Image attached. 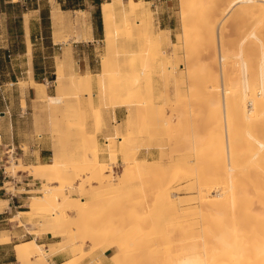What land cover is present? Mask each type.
Instances as JSON below:
<instances>
[{
  "label": "rangeland",
  "instance_id": "374dc122",
  "mask_svg": "<svg viewBox=\"0 0 264 264\" xmlns=\"http://www.w3.org/2000/svg\"><path fill=\"white\" fill-rule=\"evenodd\" d=\"M150 1L154 2L153 7L150 9L145 6L146 8L144 7V10L141 9L137 14L133 15L130 18V25L128 26V28H125L121 31V34L119 35L120 37L118 36L119 39L117 38L116 42L111 47L109 45L107 46L106 44V33L103 40L95 42V44L93 45L90 43L91 46H89L87 43V31L90 28V14L88 11L92 9L95 10L96 8L92 7L89 1H86V10H84L85 12H66V21L60 29L61 37L59 40H57L59 44L56 50L50 51L48 48H45L47 43L42 44L38 43L37 41L31 42L32 53L34 51L35 55L38 56L36 57L37 62L44 60L42 58L43 55L47 57L45 59V63L47 65L48 72L42 75H33L34 79L39 82L40 85L36 83L34 84L30 80V77L27 73L26 53L21 56L17 55L16 58L12 60L11 64L9 60L10 58L6 59V56L4 55V49L0 48V101L3 103L7 101L10 106L9 110L14 117L16 134L19 138H21L22 141L27 142L30 140L31 143L34 141V138L42 137V140H44L42 142V145L51 147L50 158L46 159L43 162H53V153L57 148L58 151L63 153L65 159V163L62 167V171L64 173L61 174L62 176H64L66 172L69 176L67 180L65 179L61 181L60 179H58L52 182V180L48 178H34V176L29 174L27 171H17L16 174L10 175V173L12 172L7 171V167L12 166V168H14L15 164L25 165L26 163L21 156V149L14 147L9 152V154L4 155V159L2 161L3 166L2 169H0V173L3 174L2 171L6 170V173L4 174H8L9 177H1L4 178L5 184H3L4 187L0 189V203L4 204V206L0 209V231L5 232L9 236L8 240L5 243L0 244V264H2L6 256H10V254H13L15 252V262L13 264H20L17 246L30 245L33 239H35L37 243L42 244V241L44 240L42 236L43 234H46L48 232L52 233V240L56 241L55 244L43 245L45 248L49 249L45 257L48 262H50L49 264L56 263L54 261V256L57 254H62L64 257H66L65 262H68L64 264H72V262L74 264H80L83 261H93L95 258V262L100 263L101 261L98 258V255H100L103 250L107 249L106 245L110 243V241L108 242V240H111V237H114L117 234V237L128 236L127 239L129 240V244L132 241V245L130 244L129 246L131 247L130 249H132L130 250L132 259L130 258L131 261H129V259L125 260L124 262L122 261L121 264H168L162 260L156 261L152 259L153 257H151L149 253L146 252L148 251L146 242L149 238L145 239L146 237L143 236V238L142 235L140 236L138 234V229H135L134 223H132V225H130L128 229L127 227H124L122 225L127 222L125 221L126 218L128 216L130 217V213L135 206L134 203H136L137 200H140V198L144 195H146L145 199L147 204L145 203L146 205L144 204V207H142V210H140V219L150 220L151 218H153L155 212L152 207L153 199L151 200V198H153L154 196L153 193L157 188L156 186H159L166 182L165 177L167 176L169 170V172L172 173L173 177L177 172L180 173L190 165H195L196 162L194 161V159H192V162L190 160L189 162L187 161L188 158H190L189 156H191V150L188 144H182V142L187 139L186 137H188L185 134L189 133V135H191L192 132H194L192 134H195L196 132L201 134L208 132V126L214 124V134L217 138H220L222 140L228 134L229 126L235 124V120L232 119L230 114H228L227 118L225 111L226 103H224L225 97L222 92L225 88H229L231 89V93L228 95L230 97H238V95L242 93V89H244V85L242 84L244 80L241 79L244 77V73H247L249 81H251L252 83L254 82L251 80V77L252 75L256 76L259 72V66H253L254 68H257L255 70L251 66L252 62L254 64V60L256 61V59L259 58L254 56H264V54H261L259 50V48H261L262 50L264 49V42L261 41L264 40V16L261 18L258 11H252V8H249L247 4L244 5L245 3L242 4L241 2H239L238 4L232 6L230 5L231 0H201L203 3H205V9L208 7V11L202 10L204 9L203 7L199 10L197 15L201 14L199 17H203V19H205L206 24L208 23L210 27V32H208L209 28L207 27V31L201 30L202 32H198L202 33L203 36L201 34H196V36V28L195 30L191 28V31L187 29L188 31L186 32L184 30V28L186 29V27H183L184 21L186 22V20L189 19L186 15V8L183 7L185 0ZM58 2L59 0H42L41 6L49 7L51 4L54 8L55 6H59ZM260 2V0L258 2L256 1L257 5L264 6V2ZM19 9L20 8L12 9V16H17L19 13ZM252 13L254 14V16ZM116 14L118 24L123 27L122 24L124 22V17H120L118 13ZM202 14L204 15L202 16ZM150 17L151 20L149 21L148 19H150ZM142 20H145L144 23L147 25H144V23L141 24V22H139ZM193 20L195 21L196 18H194ZM253 21L254 23H259L258 31L260 32H258V36H260V38L259 40L257 39L258 41L256 42L259 45L261 44L263 46L258 47L257 55L251 54L250 56L247 49H252V45H249L250 39L248 38L247 40V36L249 33L247 31H250V27L251 24H253ZM165 26H167L168 28H164L167 32L166 35H164L165 33H163L161 30L162 27ZM260 26L262 27V29ZM170 27L172 28V31L169 30ZM188 28L190 29V25L188 26ZM214 29L216 31H214ZM193 31H195V33ZM160 32L163 34H161ZM261 32L263 33V35ZM192 33L195 37L192 35ZM259 33L262 36L259 35ZM155 34H157L158 36H155ZM170 35L172 36V39H170ZM213 35L214 37H211ZM164 36H167V41L162 45V56L160 53V56L155 55L156 58L152 59L151 52L154 51V48L151 39H153L154 41L157 39H162L164 38ZM184 36L187 39L184 38ZM199 36L201 37V40L198 39ZM211 38L213 39V41L210 40ZM148 39L150 40L147 41ZM72 40H83L84 43L79 44L81 46H74V48H72ZM17 41H14L13 47L10 48H12L14 52L18 49H21V52L24 50L27 51V49H24V47L22 48L20 39L19 43H17ZM186 41L188 42V45L185 44L187 43ZM214 41L216 43H214ZM211 42H213L214 44ZM6 44H8L6 28L0 26V46ZM189 46H193V49ZM146 48L149 49L147 50ZM215 49L216 54L214 52ZM241 49H243V53L245 52V54H243V57H240L238 55ZM80 50L84 51L85 56H88L90 53H92L93 57L98 58V73L103 74V81H100L99 75H97L99 83L97 97L100 100L101 107L96 109L91 108L92 114L95 118V132L91 130L90 124L88 122L87 109L89 107V103L88 98L85 97L86 93H88V96H90V101L93 102V93H91V87L87 88L85 84L82 85L83 87L81 86L82 88L74 87L72 84L73 81L77 79L76 76L78 74L85 72L80 63H78L80 56H78L77 54ZM110 52H112V58L109 61V66V64L104 63V57L106 56V53ZM233 52L235 55L233 54ZM73 53L76 54V58L73 57V59L70 60L69 58L73 56ZM81 54L83 56V52ZM148 54H151V56H149ZM164 55L169 60L165 59ZM223 58L227 61H225ZM163 59L165 60V62L168 60V69L170 67L172 68H170L169 70L166 68L165 74L157 67V65H159L158 62L160 63ZM244 59L248 62H245L246 71L245 69L242 71L244 64L242 61ZM260 59L261 57L259 58V60ZM143 63L146 64V66H144ZM141 65L143 66V68ZM12 66L15 69V72H13ZM247 68H249L248 70L249 72H251V74L253 71L252 75L247 72ZM60 71L63 74H60ZM144 72H146L145 75ZM255 73L256 75H254ZM256 77L259 78V76ZM144 79L146 80V82ZM150 84L152 85V87L150 86ZM205 84L207 85V87H205ZM134 85H138V89L136 90L138 92L136 96L130 97ZM40 91H44L46 93V96L42 98L39 97ZM210 91H213L212 93L215 95L213 96ZM206 92H209L208 94H211V97L213 98H211ZM125 93H127V95ZM47 95L57 96L58 98H60V102H49ZM210 99L215 100L211 101ZM126 100L131 102L130 106H128L129 112L126 120H124L123 122L115 121L113 126L114 131L107 134L105 138L98 139L97 132L105 126V123L102 121L101 117V109L103 107L114 108L120 104L124 105L126 104V102L128 103V101ZM210 101L211 104H209ZM156 103L158 104L154 105ZM150 105L153 108L151 109L156 111L151 112L152 110H150ZM147 107L149 109H147ZM223 107L225 108V110ZM165 108L167 109V111ZM176 110L179 113L178 115H176ZM147 111H150V113ZM182 112L187 113L186 118L184 115H182ZM157 114L158 116H156ZM180 116H183V118H181ZM224 116L226 118H224ZM133 118L136 120L134 121ZM179 118H181L180 121H178ZM132 119L133 121H131ZM169 119L170 122L167 123ZM218 119L222 123L220 121L218 122ZM152 120H156V122H151ZM225 121H228L230 125ZM157 123H159L160 126L158 133L162 136L165 135L164 140L166 145L164 144V147L167 149L163 148V151H161L160 148L154 146V144H156L157 142V140H155L157 136V133L155 131ZM161 126L164 128H162ZM5 127L6 124L4 123L3 130H5ZM173 129H175V131ZM144 130L147 133H145ZM109 136L122 137L121 140L119 138H116L115 140L117 145V149L115 148L116 152L113 150H109V147H106L105 145L106 138ZM170 136L172 137L170 138ZM180 136H183L181 138L182 141L180 140ZM166 137L170 138L171 140ZM170 147H172V149H170ZM27 149L28 146H24V150ZM147 149L148 151H154V155H146L145 152ZM164 150L166 153L162 155L161 153H163ZM111 151L115 152L116 154L113 152L111 153ZM95 152H97L100 161L96 167L94 163L92 165H88L89 163H92L91 160L92 157L95 156ZM160 154L162 156H160ZM85 155L88 156V159L84 163L82 157H85ZM163 156L164 159H169L171 156L175 158V164L172 166L174 168L170 166L172 164H163L158 166V170L154 171V168H152V170L149 169L147 172L146 170H143L144 172H140L134 165L136 162H145L147 164H151V162L156 163L162 160ZM125 158H130L131 160H125ZM181 160L183 162H186H184L183 164ZM178 161H180L183 166L179 164ZM38 163H40V161L36 163H32L30 161V164L27 166H35L33 164ZM125 163H128L130 169H132V172L134 173L132 176H127L128 174H126L125 172ZM103 166L105 168V174H101L100 177L97 175H91L90 171H101ZM110 169L112 171H110ZM137 173L140 176L136 175ZM134 175L138 176L139 178L135 176V179ZM107 179H109L108 182ZM28 181L32 182L33 184L28 185L26 188L32 189V191L24 193L23 196L15 197L14 194H16L18 190L21 189L24 191L26 189H24V187L22 186L25 185L24 182ZM63 181L67 182V192L71 199L70 204H76V211L70 208V206H66L65 208H63L64 213H66L68 218H70L72 224L68 223L66 224V226L64 223L60 224V226L59 224H57V213L62 212L61 209L52 210L50 214H43L39 211H36L34 214H23L20 215V219L23 223H19V220L16 218V215H18V211L30 209L31 203L35 199L34 197L43 196V194H45L44 189L47 185L51 184L56 188L62 186ZM83 182L85 183L84 187H82L81 184ZM187 182L188 181L186 180V178L180 180L175 189L177 190L178 188L179 191L174 190L172 192V199L175 202H178V204H182V202L186 201L185 203H187V205L182 204V207H188L190 205L195 206L197 205V203L194 202H196L197 199L200 198L198 190L194 192L193 189L189 190L186 187ZM184 185L185 188H182V186L184 187ZM181 199H183V201H180ZM87 207L90 210H87L89 214L86 212ZM90 208H94L93 211ZM78 210L81 212H84L85 210L87 214L83 216V214ZM253 210L254 212L258 211L261 216L264 215V208L256 201ZM112 222L113 224H111ZM115 222L117 223L115 224ZM106 224L107 226H109L106 227ZM87 226L89 229L87 228ZM90 227L93 229H91ZM103 227L107 229H104ZM109 227L111 228L108 229ZM124 232L126 233V235ZM132 233L135 234L132 235ZM95 237L98 241L94 240ZM176 237H179L177 233ZM92 240L95 241V244L91 243ZM15 243L18 244H16L15 248H13ZM148 243L147 245H149ZM167 245L168 244H164V248L167 247ZM143 246H145V248ZM144 250L146 251L143 256ZM116 251H120V247L118 245L113 246L111 253H115ZM174 251L175 250L173 249V252ZM180 252L182 254L181 250ZM146 255L149 256L150 260ZM161 257L162 255L159 258ZM181 257L182 256H180V258ZM32 259L34 260V258ZM171 262H169V264ZM177 262L178 261H176V263ZM180 262L181 260H179L178 263ZM106 264H114V261L109 258ZM173 264H175V260Z\"/></svg>",
  "mask_w": 264,
  "mask_h": 264
},
{
  "label": "bare ground",
  "instance_id": "6f19581e",
  "mask_svg": "<svg viewBox=\"0 0 264 264\" xmlns=\"http://www.w3.org/2000/svg\"><path fill=\"white\" fill-rule=\"evenodd\" d=\"M256 1L258 2L259 0H231L230 5L234 6V5L238 4L239 2H241L242 4L245 3L244 5L247 4V6L249 8H252V11H258L261 18H262L264 16V6H258ZM260 1H261L260 3L264 2V0H260ZM204 4L205 3H203L201 0H185L184 1L183 7L186 8V15L189 18L188 20L185 19L186 22L184 21L183 27H186V29L184 28V30L186 32L188 30L191 31V28H193L194 30L196 28V30H197L196 33H195V31H193L195 33V35L196 34L202 35V33H198V32H202L203 30L207 31L208 28H209L208 32H210V27H209L208 23L206 24L205 19H203V17H199L201 14L197 15L199 10L204 7ZM153 5H154L153 1H145V0H127V1H125V0H109V1L103 2L101 5V10H102L103 23H104V26L106 29L105 41L107 42L106 43L107 46L108 45L110 47L113 46V44L116 42L118 36L121 34V31L125 28L127 29L128 26L130 25V18L133 15L137 14L138 11H140L141 9L144 10L145 6H147L148 8L151 9L153 7ZM202 10L208 11V7L206 9L204 7V9H202ZM247 10H249V9H247ZM145 11H146V9H145ZM202 12H204V11H202ZM116 13H118V15L120 17H124V22L122 24L124 28L118 24V21L116 19V16H117ZM203 15L204 14H202V16ZM257 15H258V13H257ZM62 16H63V11L60 8H58L54 12V15H53V20H54L53 22L55 25H59L62 22V20H63ZM187 16H185V17H187ZM253 16H254V14H253ZM194 18H196L195 21L193 20ZM119 19H121V18H119ZM148 20L150 21L151 17ZM139 22H141V24H142L145 22V20H142ZM148 22H146V23H148ZM144 25H147V24L144 23ZM189 25H190V29L188 28ZM217 26H218V24H217ZM258 27H259V23L257 24V22L254 23V21H253V24H251V27H250V31H247V32H249L248 36H247V40L249 38L250 39L249 45H252V47H251L252 49L246 48L248 50V53L250 56H251V54L257 55L258 54V52H257L258 47L259 46L261 47L264 45L263 43H262L263 45H261V44L259 45L256 42L260 38V36H258V32H260V31H258ZM243 28H245V27H243ZM261 29H262V27H261ZM214 31H216V30L214 29ZM162 32L165 33L164 35L167 34L166 29H162ZM163 33H161V34H163ZM147 34H148V32H147ZM156 35L157 34H155V36ZM192 35L194 36L193 33H192ZM259 35H261V34L259 33ZM262 35H263V33H262ZM200 36L198 39L201 38ZM125 37H127V36H125ZM194 37H192V38H194ZM211 37H214V35ZM220 37H222V36H220ZM184 38H186V37L184 36ZM149 40L150 39H148L147 41H149ZM151 40L153 42V48L155 51V52L154 51L151 52L152 53V59H155L156 58L155 55L160 56V53H161V56H162V45L167 41V36L166 37L164 36V38H162V39H157L154 41H153V39H151ZM210 40L213 41L212 38ZM221 40H223V39H221ZM189 41H191V40H189ZM261 41L264 42V40H261ZM180 42H182V41H180ZM211 43H213V42H211ZM214 43H216V42L214 41ZM185 44L188 45V42ZM243 44H244V42H243ZM145 45H148V44H145ZM241 45H242V41H241ZM190 46H191V44H190ZM192 47H190V48H192ZM197 47H198V44H197ZM146 49L148 50L149 48H146ZM259 50H260L261 54H264V49L262 50L261 48H259ZM214 52L216 54V49ZM132 53H133V51H132ZM148 53H150V52H148ZM233 54H234V52H233ZM243 54H245V52L243 53V49H241V51L239 52L238 55L240 57H243ZM148 55L151 56V54H148ZM165 55H166V53H165ZM231 56H232V54H231ZM246 56H247V53H246ZM215 57H217V56H215ZM254 57H257V58L261 57L260 60H259V58L256 59V61L254 60V64L252 62V65H251L254 70L257 68H254L253 66H257V67L259 66L258 74L257 75H256V73L254 74L256 76H259V78L256 76H253L252 75L253 71L251 74V72H249V70H248L249 68H247V72L252 75L251 80L254 81L253 83L251 81H249L247 73H244V77H243L244 79L241 78L242 80H244L243 83L241 81V83L244 85V89H242V93H240L238 95V97H235L232 95H231L232 97H230L228 94L231 93V89H229V88H225L224 91L222 92L224 94V97H225L224 103H226L225 104L226 110L224 107L223 108L226 111L227 118H228V114H230L232 119L235 120V124H232V126L228 123V121H225L230 125V126L228 125L229 126L228 134L222 140L220 138H217L216 135L214 134V131H213L215 129L214 124L213 125L211 124L210 126H208V128H207L209 130L208 132H205L202 134L196 132L195 134H192L194 132L191 131L192 132L191 135H189V133L185 134L188 137L191 136L188 138L184 135L187 139L184 140V138H183L184 142H182V144H184V143L188 144V146L190 147V150H191V152H190L191 156H189L190 158H188L187 161L189 162V160H190L192 162V159H194V161L196 162L195 165H190V166L188 165L189 167H187L184 171H182L180 173L177 172L176 174H174L173 177H172V173H170L169 172L170 170H169L167 173V176L165 177L166 182H164V184L156 186L157 187V188L155 187L156 189L154 188L155 189V191L153 193L154 196H153V198H151V200L153 199L152 207H153V210L155 212L154 213L155 215L150 220H147V219L141 220L140 219V210H142V207H144V204L146 203V199H145L146 195H144L145 197L142 196L140 198V200H137L136 203H134L135 206L130 213V217L128 216L126 218L125 221H127V222L122 226L127 227V229H128L130 227V225H132V223H134L135 229H138V232H139L138 234L140 236L142 235V237L143 236L146 237L145 239L149 238L148 241L146 242V246H148V251L144 250L143 256H144L145 251H146L147 253H149V255L151 257H153L152 259H154L156 261L162 260L168 264L171 261L174 263V260H175V264H264V215L261 216L258 213V211L254 212V210H253L255 201L264 208V58H263L264 56H254ZM111 58H112V52L106 53V56L104 57V63L109 64L110 63L109 61L111 60ZM147 58H148V56H147ZM165 59H168V58L165 56ZM168 60L166 62L164 59L161 60L160 63L158 62L159 65H157V63H156L158 69L160 71L164 72V74H165L166 68L168 69V66H169ZM225 61H227V60H225ZM149 62H151V61H149ZM155 62H156V60H155ZM228 62H229V59H228ZM242 62L244 63L243 69H242V71H243L246 68L245 62H247V60L244 59ZM146 63H147V61H146ZM223 64H224V62H223ZM109 66H110V64H109ZM144 66H146V64H144ZM31 67L32 66H30V69H31ZM142 68H143V66H142ZM245 71H246V69H245ZM256 71H258V70H256ZM256 71H254V72H256ZM141 73H143V72H141ZM145 73L146 72H144V75H145ZM259 73H260V75H259ZM60 74H63V73L60 71ZM88 76L89 75H87L86 77H88ZM102 77H103V74L100 73L99 74L100 81H103ZM228 77H229V75H228ZM234 77H235V75H234ZM76 78L77 79L74 80L72 83L74 87H81L83 84H85V79H84V77H82V75L78 74L76 76ZM145 82H146V80H145ZM33 83L35 84L34 81H33ZM137 86L138 85L133 86L130 97L137 95V92H138V91H136L138 89ZM146 86H148V85H146ZM150 86L152 87L151 84H150ZM240 86H242V85H240ZM88 87H90V85H88ZM205 87H207V85ZM229 87H230V85H229ZM211 89H214V88H211ZM89 90H90V88H89ZM126 91H128V90H126ZM194 92H196V91H194ZM210 92L212 93L213 91H210ZM127 93H125V94L127 95ZM206 93L208 94L209 92H206ZM45 94L46 93L44 91H40L39 97H41V98L45 97L46 96ZM207 94H206V96H207ZM212 95L214 96L215 94L212 93ZM209 96L211 97V94ZM47 98H48L49 102H51V103L60 102V98H58L56 96H48L47 95ZM211 98H213V97H211ZM212 100H215V99H212ZM126 101H128V100H126ZM211 101L209 104H211ZM130 103H131L130 101H128V103L126 102V104H124V106L125 105L130 106ZM157 104L158 103H156L154 105H157ZM164 104H166V103H164ZM167 106H168V104H167ZM176 106H178V105H176ZM151 108H152V106L150 105V110L153 109V108L152 109ZM147 109H149V108L147 107ZM182 109H184V108H182ZM153 111H156V110H152L151 112H153ZM157 111H158V109H157ZM166 111H167V109H166ZM147 112L150 113V111H147ZM159 112H160V110H159ZM183 112H185V111H183ZM174 113H175V110H174ZM176 113H177L176 115L179 114L177 110H176ZM158 114H160V113H158ZM158 114L156 116H158ZM186 114L187 113H183L182 115H184L186 118V116H187ZM159 117H161V116H159ZM221 117H222V115H221ZM130 118H131V116H130ZM181 118H183V116ZM181 118H179L178 121H180ZM219 118H220V115H219ZM224 118H226V117L224 116ZM133 119L131 121H133ZM222 119H223V117H222ZM135 120L136 119H134V121ZM153 121L156 122V120H152L151 122H153ZM219 121L220 120L218 119V122ZM223 121H224V119H223ZM168 122H170V119L167 121V123ZM176 123H178V122H176ZM156 127H155V131L157 133V136H156L155 140H157V142L155 141L156 144H154V146L160 148V150L163 151L162 150L163 148L167 149L164 147L166 145L165 140H164L165 135L162 136L161 134L158 133L159 128H160L159 123H157ZM162 128H164V127H162ZM173 128H174V126H173ZM131 129H133V128H131ZM161 130H163V129H161ZM173 130L175 131V129H173ZM170 131H171V129H170ZM144 132H145V130H144ZM145 133H147V132H145ZM152 135H153V133H152ZM166 135H168V134H166ZM168 137H166V138H168ZM171 137L172 136H170V138ZM182 137L183 136H180V140ZM116 138H119L121 140L122 137L109 136L106 138L105 145H106V147H109V150L115 151V148L117 146L116 142H115ZM127 138H128V135H127ZM170 138H168V139H170ZM186 144H184V145H186ZM170 149H172V147H170ZM113 151H111V153ZM97 152H95V156L92 157V160H91L92 163H89L88 165H92L94 163V165L96 167L99 164L100 161H99V157L97 155ZM115 152H113V153H115ZM164 153H166L165 150L161 154L163 155ZM170 153H172V152H170ZM161 154H160V156H162ZM83 155H84V153H83ZM164 156H163V159L160 160L159 162H156V163L151 162V164L149 163L150 165L145 163V162H143V163L138 162L137 163L133 159L136 162L134 165L138 169V171H140V172H144L145 170L147 172L149 169L152 170V168H154V171L158 170V166L163 165V164H167V165L172 164V165H170L172 167L175 164V158L173 156H171L169 159H166V158L164 159ZM52 158H53V162L46 163V164H37L35 166L15 164L14 168H12V166L7 167V171L12 172V173H10V175L16 174L17 171H24V172L27 171L29 174L33 175L34 178L35 177L36 178H45V179L48 178V179L52 180V182H54L58 179H60L61 181L65 180V179L67 180V178L69 177L68 174L65 172V175H64L65 177L62 176V174H61V173H64L62 171L63 170L62 167L65 163L63 153L58 151L56 148ZM130 158L129 159L125 158V160L130 161L132 159V158L131 159ZM87 159H88L87 155H85V157L84 156L82 157V160L84 161V163L86 162ZM181 162H183V161L181 160ZM184 162H186V161H184ZM184 162H183V164H184ZM176 163H177V160H176ZM178 163L181 164L180 161H178ZM183 164H181V165L183 166ZM182 166H180V167H182ZM180 167H178V168H180ZM16 168H18V169H16ZM172 168H174V167H172ZM172 170H174V169H172ZM177 170H179V169H177ZM110 171H112V170L110 169ZM125 172H126V174H128L127 176H129V175L132 176L134 174L132 172V169H130V166L128 165V163H125ZM200 172H201V174H200ZM90 173L92 176L97 175L100 177L101 174L102 175L105 174V168L103 166L101 171L100 170L99 171L93 170V171H90ZM135 173H136V171H135ZM170 174H171L172 179L170 178ZM136 175H139V174L137 173ZM136 175H134V177ZM108 176H112V175H108ZM221 176H223V177H221ZM105 177H106V175H105ZM136 177H138V176H136ZM136 177H135V179H136ZM184 178H186V180L188 181L186 184V187L189 190L193 189L194 192L197 190L199 191V197L200 198L197 199L196 202L193 201L194 203H197V205H195V206L190 205L188 207H182L185 204L187 205V203H185L186 201L182 202V204H183L182 205L181 203L178 204V202H175L172 199V196H173L172 192L176 189L179 181L184 179ZM108 180L109 179H107V182H108ZM66 183L67 182L63 181L62 186H59L56 188L51 184L47 185L44 189L45 194H43V196L34 197L35 199L31 203L30 209L20 210L18 212V215H16L17 216L16 218L19 220V223L20 224L23 223L22 220L20 219V215L28 214V213L34 214L36 211H39L43 214H47V213L50 214V212H52V210H57V209H61V211L63 212V213L62 212L57 213V218H56L57 224H59V226H60V224L64 223L66 226V224L71 223L70 218H68L66 213H64L63 208H65L66 206L67 207L70 206V208H72L74 211H76V209H75L76 204L75 203L72 205L70 204L71 199H70L69 194L67 192ZM109 183H110V181H109ZM81 184H82V187H84L85 183L83 182ZM180 185H182V184H180ZM182 188H185V185H184V187L182 186ZM177 190L179 191L178 188H177ZM177 190H175V191H177ZM183 191H185V190H183ZM174 195H175V193H174ZM150 197H152V196H150ZM180 201H183V199H181ZM189 202H190V200H189ZM83 205H84V202H83ZM3 206H4V204L0 203V209ZM87 208H86V212H87V210L90 211L89 208L88 209ZM93 209L94 208H92L91 210L93 211ZM78 211H77V213H78ZM79 212H81V211H79ZM86 212L84 210V212H81V213L83 214V216L86 215L87 213L89 214V212H87V213ZM147 216H149V215H147ZM112 219H114V218H112ZM83 221H85V220H83ZM113 222L111 224H113ZM116 223L117 222H115V224ZM100 224H103V223H100ZM96 225H98V224H96ZM108 226L106 224V227H108ZM111 227H109L108 229H110ZM87 228H88V226H87ZM91 229H93V228H91ZM104 229H107V228H104ZM81 230H83V229H81ZM103 232H101V233H103ZM176 233H177V235H179L178 238L176 237ZM134 234L132 233V235H134ZM136 234H137V232H136ZM117 235H115L114 237L113 236L111 237V235H110V237L112 239L108 240V242L110 241V243L109 244L107 243L108 245H106L107 248H111L115 245H118L120 247V251H116L115 253H113V255L110 257V259L112 261H114V264H121L122 261L124 262L125 260H128V259H129V261H131L132 256H131L130 250H132V249H130L131 247H129V246H130V244L132 245V241L130 240L131 243L129 244V240L127 239L128 236L117 237ZM125 235H126V233H125ZM8 236H9L8 234L1 231L0 232V244L5 243L8 240ZM93 237H92V239H93ZM99 237H102V236H99ZM100 239H102V238H100ZM138 239H140V238H138ZM94 240H96V237L94 238ZM94 240H92L91 243L95 244ZM83 241H84V239H83ZM96 241H98V240H96ZM134 241H133V243H134ZM147 243L149 245H147ZM82 244H84V243H82ZM164 244H168L167 247L164 248ZM67 246H68V244H67ZM143 247L145 248V246H143ZM92 248H93V246H92ZM173 249L175 250L174 252H173ZM17 250H18V258L20 260V264H49L50 263L45 258L49 249H47L43 245L37 243V241L35 239H33L31 241L30 245L17 246ZM180 250L182 251V254H181ZM155 254H156V256H155ZM161 255H162V257L159 258ZM146 256L150 260L149 256L148 255H146ZM180 256H182L181 257L182 259L180 258ZM32 258H34V260ZM178 259L181 260L180 263H178L179 262ZM176 261H178V262L176 263ZM71 262H72V260H71ZM72 264H74V263L72 262Z\"/></svg>",
  "mask_w": 264,
  "mask_h": 264
},
{
  "label": "crops",
  "instance_id": "0c3cea01",
  "mask_svg": "<svg viewBox=\"0 0 264 264\" xmlns=\"http://www.w3.org/2000/svg\"><path fill=\"white\" fill-rule=\"evenodd\" d=\"M41 1L42 0H0V26L6 28L7 36H8V44L1 45L0 48L4 49V55L6 56V59L10 58L9 60L11 64H12V60L16 58L17 55L21 56L24 53H26L27 73L29 72L28 75L32 83L34 81L36 84H40V83L34 79L33 75L36 74L42 75L48 72L47 65L45 63L46 62L45 59L47 57L43 55L42 58L44 60L37 62L36 57L38 56L35 55L34 51L32 53L31 42L37 41L38 43H42V44L47 43L45 48H48L50 51L56 50L59 44L57 40H59L61 37L60 29L62 28V26L66 21L65 13L68 11L85 12L84 10H86V9H63L59 2H58L59 6H55L54 8L51 4L49 7H43L41 6ZM145 1H150V0H145ZM90 4L92 5V7H95L94 4L92 3ZM14 8H20L17 16L14 15L12 16V9ZM58 8H60L63 11V16H62L63 20L59 25H55L53 22L54 21L53 14ZM94 11L95 10L93 9L88 11L90 14V28L87 31V36H88L87 43L89 46H91V44L92 45L95 44V42H99L100 40H103L106 33L103 19L101 24V22L98 19H96V17L94 16ZM43 12L44 14H46L45 18L42 17ZM164 28L168 29L167 26L162 27V29ZM169 30L172 31V28L170 27ZM19 39H20V43H22V48L24 47V49H27V51L24 50L21 52V49H18L17 51L14 52V50L10 48L13 47L14 41L18 40L17 43H19ZM170 39H172L171 35H170ZM71 43H72V48H74V46H81L79 44L84 42L83 40L80 41L72 40ZM82 52H83V56L81 54ZM77 55L80 56L78 63H80V65L85 71L84 73H80V75L84 77L85 85L87 87L88 85H90L91 93H93L92 103L90 101V96H88L89 95L88 93H86L85 97L88 98V103H89V107L87 109L88 122L90 124L91 130L95 132L96 131L95 118L92 114V109L101 107L100 100L97 97L98 95L97 92L99 90L97 75L100 74L98 73L99 69H97L98 58L93 57L92 53H90L88 56H85L84 51L82 50H80ZM73 57L76 58L75 53H73V56H71L69 59L72 60ZM29 65L32 66L31 69ZM12 70L13 72H15L13 66H12ZM86 74L89 76L86 77L87 76ZM56 79H57V71H56ZM48 96H54V95H48ZM126 106L127 105L124 106L123 104L122 105L120 104L114 108L103 107L101 109L102 110L101 117H102V121L105 123V126L102 127V129L97 132L98 139H103L107 134L112 133L114 131L113 126L115 121L123 122L124 120H126L128 116V106L127 107ZM9 107L10 106L7 101H5L4 103L0 101V112L2 111L4 112V114L0 113V169H2L3 166L2 161L4 159V155L9 154V152L14 147L21 149L22 151L21 156L25 160L26 163L25 165H29L30 161L32 163H36L40 161V163L38 164L48 163L43 161L50 158L51 147L42 145V142L44 141L42 140V137L34 138V141L32 143L30 142V140L27 142L22 141L21 138H19L15 132L14 117L11 114ZM4 123L6 124L5 130H3ZM24 146H28V149L24 150ZM145 153L148 156L154 155V151L152 150L148 151V149L146 150ZM33 165H37V164H33ZM2 172L3 174L0 173V189L4 187L3 186V184H5L4 178L9 177L8 174L7 175L4 174L6 173V170ZM24 184L25 185L22 187H24L25 189L28 185H32L33 183L28 181V182H24ZM29 191H32V189L26 188L24 191L20 189L14 195L15 197L23 196L24 193H27ZM42 237L44 238V240L42 241V244L40 243L41 245H47V244L51 245L56 243V241L52 240L53 235L50 232L43 234ZM16 244L18 243H15L13 248H15ZM112 249L113 247L107 248L103 250L100 255H98L99 256L98 258L101 261L100 263H96L95 262L96 258H95L93 261H88V262L83 261L80 264H106L107 260L113 255V253H111ZM15 253L10 254V256H6L2 264H13L15 262ZM65 260L66 257H64L62 254H57L54 256V261L56 263L53 264H64L68 262V261L65 262Z\"/></svg>",
  "mask_w": 264,
  "mask_h": 264
},
{
  "label": "trees",
  "instance_id": "16d2710c",
  "mask_svg": "<svg viewBox=\"0 0 264 264\" xmlns=\"http://www.w3.org/2000/svg\"><path fill=\"white\" fill-rule=\"evenodd\" d=\"M86 1L95 5L94 16L98 19L102 24V11L101 5L106 0H59L61 7L63 9H85ZM46 14L42 13V17L45 18ZM4 52V50H3Z\"/></svg>",
  "mask_w": 264,
  "mask_h": 264
},
{
  "label": "water",
  "instance_id": "95a60500",
  "mask_svg": "<svg viewBox=\"0 0 264 264\" xmlns=\"http://www.w3.org/2000/svg\"><path fill=\"white\" fill-rule=\"evenodd\" d=\"M1 114H4V112L2 111V112H0Z\"/></svg>",
  "mask_w": 264,
  "mask_h": 264
}]
</instances>
